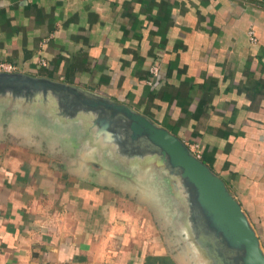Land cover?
Wrapping results in <instances>:
<instances>
[{"label":"crops","instance_id":"0c3cea01","mask_svg":"<svg viewBox=\"0 0 264 264\" xmlns=\"http://www.w3.org/2000/svg\"><path fill=\"white\" fill-rule=\"evenodd\" d=\"M0 63L199 145L264 233V0H0ZM57 162L0 159V264H174Z\"/></svg>","mask_w":264,"mask_h":264},{"label":"rangeland","instance_id":"374dc122","mask_svg":"<svg viewBox=\"0 0 264 264\" xmlns=\"http://www.w3.org/2000/svg\"><path fill=\"white\" fill-rule=\"evenodd\" d=\"M26 91L30 92L5 84L0 78V159L8 154L35 160L56 159L63 166L84 160L100 163L104 167L100 171L85 162L82 169L68 170L100 181L110 198L115 196L106 202L123 213L118 220L139 227L155 252H165L174 264H237L227 259L232 243L214 227L198 190L185 182L177 170L161 167L159 155L153 153L148 161L147 157L140 160L136 152L124 151L129 146L123 138L111 136L106 130L111 126L100 125L95 114L72 95L68 97L74 104L56 105L51 103L49 93L38 97ZM101 143H106L107 151L98 148ZM229 192L241 204L264 251V233L260 231L263 226L259 224L263 219L256 215L257 207L243 206Z\"/></svg>","mask_w":264,"mask_h":264},{"label":"water","instance_id":"95a60500","mask_svg":"<svg viewBox=\"0 0 264 264\" xmlns=\"http://www.w3.org/2000/svg\"><path fill=\"white\" fill-rule=\"evenodd\" d=\"M0 78L5 84L28 89L30 92H26L37 93L38 97L49 93L51 103L56 105L74 104L71 97H68L72 95L84 109L95 114L100 125L112 127L106 129L111 136L123 138L124 144L129 146L124 151L136 152L140 160L147 157L148 161L153 153L159 155L161 167L177 170L185 182L191 183L198 190L199 199L212 216L214 227L220 229L227 241L232 243L231 255L227 259L237 264H264L260 239L241 204L229 192L223 179L207 163L197 158L179 137L127 105L79 91L60 82L5 72L0 73ZM109 120L114 121L115 125ZM101 145V148H108L106 143ZM234 249L241 252V255L234 254ZM222 258L226 259V256Z\"/></svg>","mask_w":264,"mask_h":264},{"label":"built area","instance_id":"2783aa9c","mask_svg":"<svg viewBox=\"0 0 264 264\" xmlns=\"http://www.w3.org/2000/svg\"><path fill=\"white\" fill-rule=\"evenodd\" d=\"M249 34L251 35V40H255L254 37V31L251 30L249 32ZM15 71V67L13 65L7 64V63H0V72H5V73H12ZM152 74L154 76H156L158 74V68L154 67ZM191 150V152L199 159H202V151L199 147V145L197 144H191L188 146Z\"/></svg>","mask_w":264,"mask_h":264},{"label":"trees","instance_id":"16d2710c","mask_svg":"<svg viewBox=\"0 0 264 264\" xmlns=\"http://www.w3.org/2000/svg\"><path fill=\"white\" fill-rule=\"evenodd\" d=\"M202 160L204 161V162H206V163H209L210 161H208V158H206V157H202ZM210 164V163H209Z\"/></svg>","mask_w":264,"mask_h":264}]
</instances>
